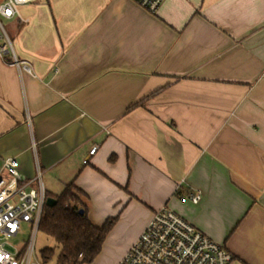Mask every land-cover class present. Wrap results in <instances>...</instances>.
Returning <instances> with one entry per match:
<instances>
[{
    "label": "crops",
    "instance_id": "obj_1",
    "mask_svg": "<svg viewBox=\"0 0 264 264\" xmlns=\"http://www.w3.org/2000/svg\"><path fill=\"white\" fill-rule=\"evenodd\" d=\"M26 6L19 64L0 56V177L13 158L49 195L72 183L91 225L131 233L116 264L163 207L264 264V0Z\"/></svg>",
    "mask_w": 264,
    "mask_h": 264
},
{
    "label": "built area",
    "instance_id": "obj_2",
    "mask_svg": "<svg viewBox=\"0 0 264 264\" xmlns=\"http://www.w3.org/2000/svg\"><path fill=\"white\" fill-rule=\"evenodd\" d=\"M39 0H2L0 3V56L11 55L10 63L18 65L10 38L1 20L18 19V8ZM149 13H155L164 0H132ZM29 70L24 65L23 67ZM97 147H92L88 157ZM87 162V159L84 163ZM0 177V264H39L34 243L46 190L37 173L25 180L18 172L16 159H5ZM198 193L189 196L192 204L200 201ZM26 224L29 236L20 247L10 244L18 237ZM232 256L225 248L195 229L176 213L163 207L152 214L151 219L118 264H230Z\"/></svg>",
    "mask_w": 264,
    "mask_h": 264
},
{
    "label": "trees",
    "instance_id": "obj_3",
    "mask_svg": "<svg viewBox=\"0 0 264 264\" xmlns=\"http://www.w3.org/2000/svg\"><path fill=\"white\" fill-rule=\"evenodd\" d=\"M79 194L72 183L67 184L58 195L46 193V199H53L55 204L44 205L37 232L54 241L58 249L55 264H90L116 222V218H110L100 228L91 225ZM80 210L82 214H79ZM53 255L54 250L50 248L39 251L43 263Z\"/></svg>",
    "mask_w": 264,
    "mask_h": 264
},
{
    "label": "rangeland",
    "instance_id": "obj_4",
    "mask_svg": "<svg viewBox=\"0 0 264 264\" xmlns=\"http://www.w3.org/2000/svg\"><path fill=\"white\" fill-rule=\"evenodd\" d=\"M1 2L2 0H0V3ZM28 9L29 7L27 6L18 8L19 13L23 16L26 13H28L27 12ZM1 23L5 31L7 32L8 36H10V31L12 30L14 20H10V21L1 20ZM108 234L102 244L99 254L95 257V259L90 264H116L118 259L123 254L127 241L131 238V233L127 235H120L114 232L112 234H109V235ZM28 236H29V231L27 230L26 224H23L21 232L19 233L18 237H16L15 239H12L10 241V244L16 248L20 247L21 245L27 242ZM48 248L54 250V255L49 261L43 263V261L41 260L39 256V251L43 249H48ZM34 249H35L36 258L39 264H55V258L58 254V249L55 248V243L52 239L46 237L40 232H37L35 236Z\"/></svg>",
    "mask_w": 264,
    "mask_h": 264
},
{
    "label": "water",
    "instance_id": "obj_5",
    "mask_svg": "<svg viewBox=\"0 0 264 264\" xmlns=\"http://www.w3.org/2000/svg\"><path fill=\"white\" fill-rule=\"evenodd\" d=\"M47 206H52L55 204V201L53 199H46V203H45ZM79 214H82V210L79 211Z\"/></svg>",
    "mask_w": 264,
    "mask_h": 264
}]
</instances>
